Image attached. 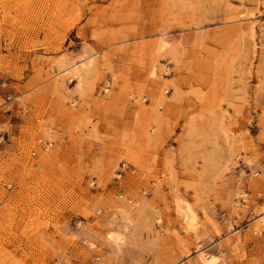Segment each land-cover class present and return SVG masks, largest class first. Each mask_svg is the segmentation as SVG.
<instances>
[{
    "label": "rangeland",
    "instance_id": "1",
    "mask_svg": "<svg viewBox=\"0 0 264 264\" xmlns=\"http://www.w3.org/2000/svg\"><path fill=\"white\" fill-rule=\"evenodd\" d=\"M200 255L264 264V0H0V264Z\"/></svg>",
    "mask_w": 264,
    "mask_h": 264
},
{
    "label": "bare ground",
    "instance_id": "2",
    "mask_svg": "<svg viewBox=\"0 0 264 264\" xmlns=\"http://www.w3.org/2000/svg\"><path fill=\"white\" fill-rule=\"evenodd\" d=\"M165 43H167V42H165ZM165 43H164V45H165ZM162 45V44H161ZM162 49V48H161ZM88 66V65H87ZM75 75L77 76V78H81V71L80 70H76L75 71ZM242 170V169H241ZM241 172H243V171H241ZM180 202V201H179ZM183 203V202H182ZM181 202H180V204H179V208H177L179 211H177V212H179L178 213V215H180V216H182L183 215V218L185 219V221L187 222V225H188V227L189 228H191L192 227V224L195 222V215H194V213H193V211H191V209H189L188 208V211L187 210H185V211H187V212H184L183 213V211H182V209L184 210V208H182L181 207V204H182ZM178 204V203H177ZM188 204V203H187ZM184 206V205H183ZM186 206V205H185ZM189 205H187V207H188ZM187 207H185L186 209H187ZM179 216V217H180ZM181 220V219H180ZM115 232V231H114ZM116 232H118V231H116ZM121 234H123V233H121ZM120 235V234H119ZM119 235H114L113 233H112V235L110 236L111 238L110 239H112L113 241H114V243H119L120 241H121V237H119ZM123 236V235H122ZM108 238H109V236H108ZM111 240V241H112ZM116 244V245H117ZM121 244V243H120ZM115 247V246H114ZM117 248V247H116ZM120 248V247H119ZM199 260L200 261H202L201 263L202 264H212L214 261V259L212 260V258L210 257V255H208V256H205V255H200L199 256Z\"/></svg>",
    "mask_w": 264,
    "mask_h": 264
},
{
    "label": "built area",
    "instance_id": "3",
    "mask_svg": "<svg viewBox=\"0 0 264 264\" xmlns=\"http://www.w3.org/2000/svg\"><path fill=\"white\" fill-rule=\"evenodd\" d=\"M10 187V186H9Z\"/></svg>",
    "mask_w": 264,
    "mask_h": 264
}]
</instances>
